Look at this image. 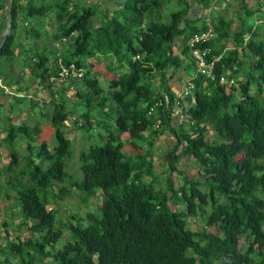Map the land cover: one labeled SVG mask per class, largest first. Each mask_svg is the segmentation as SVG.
Instances as JSON below:
<instances>
[{"label":"trees","instance_id":"trees-1","mask_svg":"<svg viewBox=\"0 0 264 264\" xmlns=\"http://www.w3.org/2000/svg\"><path fill=\"white\" fill-rule=\"evenodd\" d=\"M168 1L125 0L93 26L92 10L78 12L73 0H51L49 5L38 6L31 0H11L10 30L0 49V56L9 60L5 74H0L4 82L12 74L15 46H20L16 38L47 33L24 25H29L31 16L42 18L52 5L56 29L51 39L63 44L61 54L55 53L49 65L43 50L21 62L53 99L48 119L55 143L48 148L42 142L32 153L33 144L26 142L24 163L14 171L15 180L7 179L4 185V195L8 196L5 191L10 187L21 222L30 232V238L0 246V252L5 248L19 264H44L39 256L49 257L46 264H264V5L250 9L244 5L234 27L231 18L217 16L209 22L215 35L205 45L212 54L221 55L215 63V77L194 75L191 94L178 100L166 83V72L177 68L193 72L186 41L207 26L198 27V19L189 16L187 0H175L179 8L169 14L167 22H160L154 12ZM2 5L0 0V10ZM254 11L256 18L248 23ZM39 24L44 27L43 22ZM93 59L116 61L107 65L111 74L103 84L99 76H105L91 70ZM58 60L61 66L73 64L82 72L80 78L68 76L72 82L79 79L85 88L74 91L76 102L81 101L85 110L80 113L83 121L73 122L90 128L92 119L107 132L102 144L80 150V179L67 178L63 170V158L71 151L65 122L72 111L65 105L63 82L56 85ZM219 75L233 78L234 84L219 83ZM155 76L157 88L152 86ZM19 82L20 76L5 85L14 84L15 93H20L27 83ZM25 93L11 97L21 102ZM1 94L9 95L4 89ZM173 106L179 112L172 119ZM162 130L173 142L163 153L166 184L154 188L159 173L152 160L153 139ZM28 132L37 135L38 126L28 131L25 124L9 123L2 139L12 143L16 133L30 136ZM123 144L133 150V157L122 151ZM7 155L3 168L11 170L16 152ZM181 159L192 161L196 176L179 170ZM172 173L179 176L180 184L171 178ZM18 178L22 181L17 189ZM64 182L68 185H55ZM71 187L81 202L94 198L99 203L96 211H86L84 216L76 212L61 222L56 217L57 200L64 199ZM196 217L202 222L198 230L188 223ZM61 237L63 243L55 248ZM240 237L243 246L238 244ZM7 260L4 256L0 264Z\"/></svg>","mask_w":264,"mask_h":264},{"label":"rangeland","instance_id":"rangeland-1","mask_svg":"<svg viewBox=\"0 0 264 264\" xmlns=\"http://www.w3.org/2000/svg\"><path fill=\"white\" fill-rule=\"evenodd\" d=\"M25 0H19L20 3L24 2ZM32 4L38 6L40 4H51V0H31ZM188 2H191V0H187ZM248 1V2H247ZM76 9L78 12H80L83 8H88L92 10L93 15L91 16L92 24L93 26L97 25V22H99L102 18L105 16H110L113 12L119 9V4L111 2L109 0H73ZM246 3L250 4L252 2V8L255 7H261L264 5V0H245ZM192 4V7L189 8V14L190 15H195L197 14L198 16L201 17H207L208 20H213L212 18H216L217 16H222L227 18L229 15H225L224 12L227 13L226 9L227 7H224V5L231 4V9L232 10L230 16L231 18H236V11L240 10L241 4L239 3L238 0H207V3L204 4ZM195 5V6H194ZM205 5V6H204ZM245 5V4H244ZM249 6V5H248ZM54 7L51 5L49 9L46 11V13L42 16V18L37 17L36 15L31 16L28 18L29 20V25L28 22L27 25L31 27L32 29H36L38 31L42 32H47L46 35H38L35 38L28 37L24 38L22 35H19L17 33L18 38H16V41L20 46H15V60L13 61V65H11L12 68V74L6 76L5 82H12L16 80V77L20 76V79L22 82H19L21 84L27 83V88H26V93L24 100L25 104L29 102L31 106L33 105V108H36V112H31L28 113V111L24 110L23 108H26L24 103L17 104L18 107L21 108H14L16 107L15 105L13 106V109L11 111V121L16 122V124L19 123H24L26 125V128L28 131H31L32 127L34 125L38 126V134L37 135H32L30 132V136L34 138V141L31 142V138L28 135H23L20 133L15 134V138L12 141V143L8 142H3V139H0V246L5 247L6 241L10 240H22L26 237L30 238V232L28 231L27 224L21 222L20 214L18 211V208L15 207V198L13 197V193L11 189L9 190L10 187L6 188L8 193V196L4 195V189L6 185V180L7 179H12L15 180V170H17L18 166L24 163V155L26 154L27 148H25L26 142L32 143L34 146V149H32V153L35 152V149L37 148V145L44 142L48 148H51L54 143V127L49 123V114L52 113L53 110V99L49 97V95L44 91L45 89L39 87L37 80L33 79L28 71V68L25 66H21V62L25 59L26 56H29L31 53H35L36 51L39 52L40 50L44 51L45 56L47 57V65H49L54 57L55 53L61 54L60 49H62L63 44H59V42L54 41L51 39V33L55 32V22H54ZM179 8L178 4L176 3L175 0H169L168 2L164 3L158 10L154 12L156 16L159 17L160 22H167L169 18V14L171 12L176 11ZM243 9V8H242ZM241 9V10H242ZM3 5L2 9L0 10V33L4 31V21H3ZM203 15V16H202ZM205 15V16H204ZM256 18V13L254 11V14L248 16L246 19L248 23H252V20H255ZM258 19V18H257ZM236 21V19H233ZM40 23H44V27L41 28ZM21 26V23H18L17 25V30ZM34 42V43H32ZM64 42V40L62 41ZM46 45V47H45ZM230 46V45H229ZM174 48V47H172ZM28 49V50H27ZM24 51H26L24 54ZM19 52V53H18ZM9 60L3 56H0V74L4 75L6 72V69L4 65L6 62ZM24 62V61H23ZM111 63V65H115V60L111 59L109 60H101V61H96L95 59L90 60V63L92 64L91 70L100 72L103 74L105 77L102 75L100 77V84H103L102 80L105 78H109L111 72L107 71V65ZM184 66V63L182 62V67ZM246 68V64L243 65L242 69ZM178 69V68H177ZM181 69V68H180ZM122 70L119 69L118 72H121ZM175 73V72H174ZM167 76V75H166ZM174 79H179L180 77L174 75ZM239 78V77H238ZM4 79V78H3ZM67 81L70 80V78L66 79ZM167 81V79H166ZM66 82V81H65ZM169 82V81H168ZM3 83V81H2ZM14 85V84H11ZM61 85V84H60ZM60 85H57L59 87ZM65 89L62 92V94L65 96V98L68 99V101L65 103L67 108H71L72 114L69 115V119L66 120L65 125H66V132H65V137L70 140V154L68 157L63 158V170L67 174V178L69 177L70 179H80L81 174L78 171V166L80 164L79 161V152L80 150L86 151L89 146L91 145H97V144H102L104 142V138L106 136V131L97 125H95L94 121L92 119L90 122L92 123L90 128L88 126L84 127H78L74 120L77 122H82L83 118L80 117V113L84 112L85 108L84 105L81 103V101L76 102L77 98L74 96V91L77 88L80 89H85L83 87V84L77 79V81H71L70 84L64 85ZM104 88H106L105 85H103ZM152 86L156 87L155 84H152ZM254 86H251V90ZM15 88V87H14ZM17 88L15 89L16 92ZM108 89L106 88L105 91ZM19 92V91H18ZM17 94H23V92L17 93ZM68 94V96H67ZM107 94L104 92V95ZM264 95V93H262ZM50 98V99H49ZM30 99V100H29ZM109 99V96H108ZM34 101V102H33ZM76 102L74 105L71 106V103ZM39 110L40 114H37V111ZM20 112L27 114L25 119L23 121L20 120ZM92 113L95 112V109L91 110ZM48 114V116H47ZM102 118V117H101ZM109 118H104V120H107ZM8 121V120H7ZM79 122V123H80ZM110 122V126H111ZM9 125V122L7 123ZM81 124H84L81 123ZM109 127V126H106ZM163 131V130H162ZM162 131L159 133L156 138L153 139V148H152V160L154 163V169L157 173V179L154 183V188H163L164 185L166 184L165 176L166 173L164 171V166H165V159L163 157V153L165 151V148H168L170 144L173 142L172 138L169 136L167 132L162 133ZM166 131V130H165ZM0 133L5 134L4 131L0 130ZM167 138V139H165ZM25 143V144H24ZM144 147V144H143ZM6 150V151H4ZM15 151L16 152V159H15V165L12 166L11 170L10 169H4L3 167L8 161V155L7 152ZM122 151L126 154L128 157H133L134 152L129 148V146L123 144ZM38 158H34V162H37ZM186 159H181L179 161V170L181 171H186L185 173H189L192 177L196 176V166L192 163L191 160L186 161ZM4 170V171H3ZM171 178L175 180V183H181V180L178 175L175 173L171 174ZM16 181L15 187L18 189L21 187V183L19 178ZM147 182L150 181V178L147 177L145 178ZM56 186H63V185H68L67 182L64 183H56ZM79 193L76 189L71 187L69 189V193L64 199L62 200H57V212H56V217L61 221V222H66L67 221V216L70 214L74 213H79L82 216H84L86 211H96L97 203H99V199L95 200L94 198L88 199L86 202H81ZM51 207V205H49ZM48 206V207H49ZM181 208V205L178 206ZM195 222L189 221V227L194 228L198 230L202 226V222L199 218L196 217L194 219ZM2 222H5V226L2 224ZM36 238L37 235H35ZM64 238L61 237L60 239L57 240V242L54 244L55 248H59L60 245L63 243ZM245 241H243V237H240L238 240L239 246H243ZM48 248V246H46ZM3 251L0 252V262L4 260V256L7 257V264H19L17 259L13 257L10 253H7V251L2 249ZM6 252V254H3ZM39 258L42 260L44 264H46V261L49 260L48 258H44L39 256Z\"/></svg>","mask_w":264,"mask_h":264},{"label":"built area","instance_id":"built-area-1","mask_svg":"<svg viewBox=\"0 0 264 264\" xmlns=\"http://www.w3.org/2000/svg\"><path fill=\"white\" fill-rule=\"evenodd\" d=\"M213 37V32L210 30V28L206 30H197L193 32L187 39L186 45L189 49V52L191 54V57L194 62V70L191 73V75L185 77L179 84L176 89H172V91L175 94L176 99L180 100L183 99L185 96L191 94V90L193 88V76L194 75H202L203 77L213 80L214 75V67L215 63L220 59V54L215 55L212 54L211 48L208 45H205L211 38ZM57 55V53H56ZM137 58V56L133 57V59ZM60 71L58 72V77H56V81H63L68 76L80 78L82 72L79 69H75L73 64H69L67 67L61 66L59 64ZM232 69H235V65L232 66ZM175 75V73H171V77L169 80ZM168 82V81H167ZM218 82L219 83H226L227 84H234V79H226L224 75L218 76ZM169 86V84H168ZM8 87L2 83V79L0 78V89H4L5 92L11 93ZM163 100L165 104H168V97L167 94H163ZM160 102L154 103L148 110V113L153 112L156 105H159ZM171 109V118L173 119L175 116H177L179 112V107L173 106ZM156 127V125H155ZM181 145L179 146V148Z\"/></svg>","mask_w":264,"mask_h":264},{"label":"crops","instance_id":"crops-1","mask_svg":"<svg viewBox=\"0 0 264 264\" xmlns=\"http://www.w3.org/2000/svg\"><path fill=\"white\" fill-rule=\"evenodd\" d=\"M239 1V3L241 4V6H240V10L244 7V4H245V6L246 7H248L249 9L250 8H252V2L250 3V4H248V3H246L245 2V0H238ZM248 2V1H247ZM177 3V2H176ZM202 4L201 2H195V1H191V2H188V10H189V8L190 7H192V4H195V5H198V4ZM194 5V6H195ZM249 5V6H248ZM205 6V5H204ZM225 7H227V8H229L228 10L226 9V11H227V13L226 12H224V14L225 15H229V16H227V18H225V17H223V18H225V19H230L231 18V16H230V14L232 13L231 11L232 10H230L231 9V4H227V5H224ZM240 10H238V11H236V18H231V19H236V20H238V17L240 16L241 17V15H242V13H240L239 15H238V12L240 11ZM188 14H189V11H188ZM189 16H191V17H196L198 20H197V23H196V25L199 27V25H201V23H204V25L205 26H207V28H211L208 24H209V22L210 21H212V20H208L207 19V17H201V16H198L197 14H195V15H190L189 14ZM203 16V15H202ZM205 16V15H204ZM222 17V16H221ZM212 19H214V18H212ZM238 25V23L237 22H235L234 21V24H233V27L234 26H237ZM211 30H212V28H211ZM230 45V44H229ZM187 60H186V58H184V62L183 63H185ZM183 68H178V69H176L175 70V73H176V75L177 76H179L180 78L178 79H174L173 77L169 80L168 79V81L169 82H166L167 84H169V87H170V89L172 90V89H176L177 87H178V84L185 78V77H187V76H189V75H191V73H192V71H190V70H182ZM169 71V70H168ZM241 77H239V79H240ZM166 79H167V77H166ZM153 84H155V86H156V88L158 87V77L157 76H155L153 79ZM77 81V80H76ZM71 83V80H69V81H67L66 80V82L65 81H63V86L64 85H66V84H70ZM10 88H7V89H9L10 91H11V93H8V92H6V93H8L9 95L8 96H2V94H1V89H0V130H2V131H4V132H6V128L8 127V122L9 123H12V124H16V122H12L11 121V118H12V116H11V111H12V109H13V106L15 105L16 107H14V108H21V107H18L17 106V104L19 103V104H25V101L24 102H17V101H15L14 100V98L13 97H11V95H19V96H23V95H21V94H17V93H15V89H14V85H10L9 86ZM61 88V87H60ZM59 88V89H60ZM45 91V90H44ZM23 92H26V89H24V91ZM27 97V96H26ZM30 100V99H29ZM34 102V101H33ZM26 105H27V107H26ZM23 106H25L26 108H23L25 111L27 110L28 111V113H31V112H36L35 110H36V108H33V105L31 106V104L29 103V102H27L25 105H23ZM37 114H40V112H39V110L37 111ZM26 115L27 114H24V113H22V112H20V120L21 121H23L24 119H25V117H26ZM8 120V121H7ZM22 124V123H21ZM24 124V123H23ZM164 132H166V131H162V133H164ZM144 134H146V132H144ZM158 135H160V134H158ZM158 135H156V136H158ZM2 138H3V133H0V139L2 140ZM156 138V137H155ZM165 139H167V138H165ZM25 144V143H24ZM30 144H32V143H30ZM25 148H27L26 147V144H25ZM4 151H6V150H4Z\"/></svg>","mask_w":264,"mask_h":264},{"label":"water","instance_id":"water-1","mask_svg":"<svg viewBox=\"0 0 264 264\" xmlns=\"http://www.w3.org/2000/svg\"><path fill=\"white\" fill-rule=\"evenodd\" d=\"M114 3L121 4L125 0H109ZM3 13H4V31L0 33V49L9 33L11 25V0H3Z\"/></svg>","mask_w":264,"mask_h":264},{"label":"clouds","instance_id":"clouds-1","mask_svg":"<svg viewBox=\"0 0 264 264\" xmlns=\"http://www.w3.org/2000/svg\"><path fill=\"white\" fill-rule=\"evenodd\" d=\"M208 29V28H207ZM210 30H211V28H210ZM212 31V30H211ZM213 32V31H212ZM214 32H213V37L211 38V39H213L214 38ZM210 39V40H211ZM58 42V41H57ZM178 42L179 41H176V46H172V47H174V48H172L174 51H176V48L178 49ZM59 44H61L60 42H59ZM228 47H230L229 45H228ZM169 70V71H168ZM167 70V72H166V74H167V81H168V79L171 77V73H173V72H175L174 70H172L171 71V69H168ZM1 78V77H0ZM2 79V78H1ZM66 79H68V78H66ZM66 79L65 80H63V81H66ZM3 81V83L5 84V82H4V80H2ZM63 81H61V82H63ZM61 82H59V81H56V85H59ZM168 85V84H167ZM8 87V86H7ZM26 96V95H25ZM67 96H68V94H67ZM156 125V127H157V124H155ZM155 125H154V127H155ZM155 127V128H156ZM192 220V222H195V220L194 219H191Z\"/></svg>","mask_w":264,"mask_h":264},{"label":"flooded vegetation","instance_id":"flooded-vegetation-1","mask_svg":"<svg viewBox=\"0 0 264 264\" xmlns=\"http://www.w3.org/2000/svg\"><path fill=\"white\" fill-rule=\"evenodd\" d=\"M225 7V6H224ZM229 8H227V10H228Z\"/></svg>","mask_w":264,"mask_h":264}]
</instances>
